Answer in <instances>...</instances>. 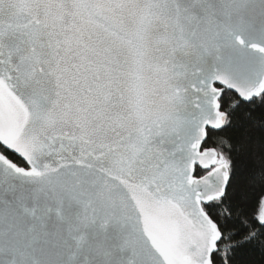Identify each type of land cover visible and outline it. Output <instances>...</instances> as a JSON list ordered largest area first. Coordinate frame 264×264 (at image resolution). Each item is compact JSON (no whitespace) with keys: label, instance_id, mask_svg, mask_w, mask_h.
Listing matches in <instances>:
<instances>
[{"label":"snow or ice","instance_id":"1","mask_svg":"<svg viewBox=\"0 0 264 264\" xmlns=\"http://www.w3.org/2000/svg\"><path fill=\"white\" fill-rule=\"evenodd\" d=\"M245 3L0 0V264H264V82L188 62Z\"/></svg>","mask_w":264,"mask_h":264},{"label":"water","instance_id":"2","mask_svg":"<svg viewBox=\"0 0 264 264\" xmlns=\"http://www.w3.org/2000/svg\"><path fill=\"white\" fill-rule=\"evenodd\" d=\"M206 43L200 41L192 50L190 66L205 74L218 72L242 87H257L264 82V51L260 50L264 49V0H246L240 15L216 37L211 54L195 57L202 51L200 45Z\"/></svg>","mask_w":264,"mask_h":264}]
</instances>
